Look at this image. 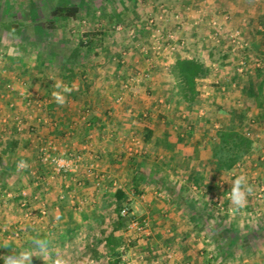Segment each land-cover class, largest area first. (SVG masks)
Returning <instances> with one entry per match:
<instances>
[{"label": "rangeland", "instance_id": "374dc122", "mask_svg": "<svg viewBox=\"0 0 264 264\" xmlns=\"http://www.w3.org/2000/svg\"><path fill=\"white\" fill-rule=\"evenodd\" d=\"M209 1L211 0H135L137 4V14L141 17L136 19L132 10L130 11L131 13L127 11L117 12L120 7V0H0V52L2 53L0 57V103H3V106H5L4 109L8 112V110L14 109L15 99H18L27 109L29 108L28 112L31 116L34 114L33 119H36V117L42 118L40 116L41 114L48 115L46 105L52 99L51 90L53 89V81L50 79L51 77L60 79L69 86L84 82L82 86L86 88L85 93H79L74 90L68 96V102L66 103L68 108L67 114L73 115L75 113L73 122L69 121V124L66 126V133H69L68 135L72 134L71 132L75 127L83 125L89 114H95L99 111L102 112V105H106L110 107L111 114H118L126 119L129 117L133 118V120L137 119L138 121L134 123L136 124L135 126L138 127L137 130L140 131V137H142L144 125H149L151 123L155 126L157 131L167 128V131L170 133L169 135L172 134L180 138L190 139L193 137L194 133L203 134L204 143L201 144L199 149L202 151L203 157H205L207 156V151H211L210 139L214 130L220 126V123H224L221 121L223 118L222 114L229 113L227 112L229 108L224 106L227 105V103L225 104L222 102V97H224V95L227 96V92L232 93L233 96L235 90L232 88L233 85H230L231 88H227L225 84H221L220 82L215 84L217 85L216 88H214V83H210L211 89L205 90L207 85L206 81L200 79L198 81V89L200 91L199 102L188 111L179 100L178 96L174 94L173 78L169 72L172 63L182 51L188 54L189 51L194 50L199 52L197 54L200 55L204 48L207 50L206 53L209 51L212 53L213 61L218 63L221 58L220 52H223L228 55L227 58H235L233 60L237 64L238 61L242 59L245 61L244 70L241 73L237 72V64L236 66L233 64L232 69L230 68L232 63L228 64L227 68H225L227 71L231 72L230 75H233V70H235V73L239 75V79H247L250 71L253 69V65L261 63L259 60H256L258 59L256 55L249 62L244 59L245 54H249V52L247 53L249 46H247L246 52L233 53L227 51L225 47L226 42H223L222 45H218L208 38V35L216 30L212 28L210 24L211 19L216 20L222 27V30L218 32L219 35L226 34V30L231 28L242 31L238 25L231 24L227 26L228 23L224 17L228 16L230 20L232 18L231 13L220 10L219 14L216 8H210ZM61 3L80 6V13L75 21L57 23L55 29H51L45 25V21L49 19L50 10L53 6ZM197 3L202 4L198 5ZM162 8H166L165 12L162 11ZM211 9L216 11L212 12L210 11ZM16 22L23 25L19 32L14 28L10 29L5 27ZM138 25L147 29L146 31H148L149 34L142 36L137 28ZM117 26L119 28H117ZM120 26H122V28ZM92 29L104 31V50H101L98 56L92 57L90 60L89 58L87 59L88 54L83 53V60L73 67L70 66L71 69H68V66L65 64V58L75 45L73 35ZM137 33L141 37L140 41L139 39L136 40L137 36H133V34L138 35ZM169 35H172V38ZM204 37H206V41L203 40ZM243 38L245 39L244 36ZM179 39L184 42L182 48L179 46ZM171 45L176 49L174 52L168 49ZM145 47L147 53L142 50ZM8 48L16 49L17 53L21 55V58L18 61L12 60V62H9V58H6ZM118 63L119 68L122 66L119 71L117 69ZM216 65L213 64L210 67L214 69ZM70 71L73 72V77L68 80L65 75ZM82 71L85 74V81L79 82V73ZM214 71L215 70H213V73H215ZM7 74H9V78L6 77L8 76ZM2 75L5 76L2 77ZM131 76L136 78L134 81L130 82L125 89L124 83H128L127 81ZM233 81H236V79ZM235 83L232 82V84ZM6 84H11L14 87L13 91H8L9 88H6ZM37 85H39V88L36 87ZM223 86L226 88L225 91L222 89ZM48 88L51 90L48 91ZM15 94L16 98H12ZM237 94L236 97H239L240 93ZM74 95L77 97L75 98ZM83 99H86L87 102L83 103ZM7 101L9 102L7 103ZM39 104H41V106H39ZM229 105H232V103ZM7 112L6 114H8ZM13 113L14 112L10 110L9 115L12 116ZM246 114L247 113H245V115ZM251 118V115L246 117V120L249 121V127H256L255 123H251ZM3 119H6L3 121H7L6 117ZM18 119L23 125L22 132H24L25 129L27 133L32 132L30 130L31 125L28 124L29 121L27 122L26 119L20 118L17 114L14 117V124H16ZM205 121L208 122V125ZM53 126H55L54 123ZM59 126L60 124H56V127ZM5 131L6 129L3 128L2 132L4 133ZM136 136L133 135L134 138L129 141L130 144L126 145V150L132 156L143 157L147 155V153L143 152L146 149L141 148L140 144L136 143ZM49 140H52L56 146L57 150L55 153L58 152L57 154L61 155L58 151L59 146L57 143L52 137L47 139V141ZM86 141L87 140L83 139L81 144L86 143ZM38 142L40 143H38L36 147L35 155L38 156V158H36L40 163L39 148L46 142H44L41 137ZM89 145L91 144L89 143ZM130 154L128 155L129 157L131 156ZM65 155L67 154L65 153ZM97 155L92 156L96 159ZM209 159H211V157L206 160L204 165L203 163L199 164V168H204L205 170L203 171L205 175L201 177L203 181L200 186V191L195 193V191L191 190L193 182H189V173L186 172L189 163L184 159L181 164L185 165L184 167H186V169H184V173L180 175V180L184 183H182L181 186H185L178 190L175 189V194L171 192L172 196H169V188L167 189V187H160V189L155 188L157 194L153 193V196L156 195L155 197H157L160 202H167L169 207L171 206V210L166 206L168 210L164 212L169 213L171 211L173 214L170 212V215H178L180 221L183 222L185 226L191 227L189 224L191 221V214L188 213V204L192 203L191 205H195L194 208L201 211L208 208L210 213L215 215L217 220H219V227H226V229L230 230H232L231 228L239 230H244L246 228L253 229L256 235L253 244L256 246V249L259 247V250L257 252H252V250L250 251V248H248L251 253L250 259H258V261L264 259L262 258L264 257V195H262L260 199H255L254 194L249 195L246 206L239 210L233 209L228 196L224 197L223 200H219L221 205H216L212 200L216 196L219 197L222 193H228L232 180L241 173L247 176L248 183L253 187L254 192H256L259 184H264V154H261L258 150L252 149L251 153L239 163V166H236L232 171L224 174V176L214 172V168ZM45 165L46 164L43 162L40 164V166L43 167ZM46 167L49 166L46 165ZM16 170L17 169H15V171ZM83 170L78 172V174L68 172L66 174L55 175L51 173V170L47 172L48 174H41L39 165L36 164V167H33L32 170L34 173L30 171L29 174V171L25 170H21V172H24L22 174L23 177H26L27 174L32 176L31 180H29L30 182L33 181L34 184L37 183L40 185L43 183V191H46V187H49L48 182L50 181L48 178L54 181L52 185H56V187L62 183L63 177H67L71 180L75 179L73 182L82 187V189L87 186L89 188L91 187V179L95 181L106 180L104 181L106 182V186L109 185V183L112 184L113 187L120 184L118 182L120 179L114 177L109 178L105 173L96 170V174H98L97 177L87 176L86 171ZM15 171H12V174L17 175V173H14ZM219 181H223L224 184H220ZM167 182L170 183V179H168ZM0 190L3 189L0 188ZM5 190L6 192H13L19 189L11 185L9 189L6 188ZM102 190L103 188L99 190V193L94 192L92 195L85 194L90 197L88 201L82 200V203L80 199L72 198L73 202L70 203V205H75L76 209H74V211L76 212V219L82 221V228L77 235H75V238L66 242L61 251L57 250L56 255L60 254L71 258L73 264H76L77 261L84 257L89 258L90 264H108L105 257L95 260L91 256L89 246L87 245L88 238L84 235L86 221L81 219V215H83L85 210L89 207L96 208V204H102L105 197V200L111 199L114 189L112 188L104 196ZM165 190H167V193H165ZM39 192L40 191L34 193L33 191L34 194L32 198L36 203L40 201ZM96 196L97 198L95 199ZM172 200L177 201L178 204L173 206ZM1 203H3V206L6 203L9 205L10 198H7L6 195L0 197V231L2 230L0 238L5 234L4 239L13 240L16 243H20L22 240H28L31 236V232L37 233L41 228L44 229L47 223L53 225L59 220V217L55 215L57 209L49 208L41 203L38 207L45 210L44 215H41L40 209L38 210L30 206L29 203L28 206L31 207L30 211L32 215H25L26 209L25 207H21L19 202L16 207L13 205L10 210L9 208L5 209V207L2 209ZM134 205L135 204L132 206L134 207ZM133 207L132 211L137 218L142 219L144 215H153L143 213V211H146L143 204H137L136 207ZM111 209L113 208L110 207V210L106 211L105 215L107 217V222L103 227H108L109 225V220L112 215ZM146 219L148 221V234H139L132 231L128 233L126 231L125 235L127 242L124 245L126 248L125 255L128 257L131 264H150L154 258L151 252L152 250L150 249L151 247H153L154 250L159 249V255H163L162 250L163 248L166 249L167 246H171L172 249H174L173 247H177V240L173 239V235L169 234L165 236L164 234L158 238L156 233L150 234V229L154 227L153 224L155 221H153L151 217ZM171 220L172 219H170L168 223L171 222ZM176 221L180 222L179 220ZM27 223L29 225V231H24ZM168 223L167 221H163L160 227L165 228L166 225H168L170 229V227L175 225V222L171 225ZM13 225L17 228L12 229L11 226ZM155 226L157 225L155 224ZM259 227L260 229L258 230ZM19 229L23 233L22 240L19 239V232L18 237L15 238V236H13V231H19ZM226 229L224 232H226ZM221 230L223 231L222 228ZM172 232L173 228L169 233ZM196 233L194 236L196 240L200 238L203 241L208 238L210 243L216 246L217 243H215L213 237L204 235L203 239L200 234ZM203 233H205V230ZM94 236L97 237L98 233ZM147 239L149 240L147 241ZM155 240L159 242L150 244ZM131 242H135V245L130 244ZM203 242L204 244H210L206 241ZM191 243H193L195 247L199 241L192 240ZM181 248L182 246L177 247L178 250H181ZM98 251L102 254L104 253L102 245L99 246ZM175 253L179 254L176 250ZM208 253H213L216 255V258H223L224 256L216 247L212 248V250H207V254ZM244 253L241 254L244 255ZM162 258L163 256L160 257V262ZM224 258L227 259L225 256ZM41 260L37 264H43V260Z\"/></svg>", "mask_w": 264, "mask_h": 264}, {"label": "crops", "instance_id": "0c3cea01", "mask_svg": "<svg viewBox=\"0 0 264 264\" xmlns=\"http://www.w3.org/2000/svg\"><path fill=\"white\" fill-rule=\"evenodd\" d=\"M135 0H120V7L117 10V12L121 11H127L130 12L132 10V3H134ZM210 8H216V10L224 11L231 13L232 18L228 21V25L234 24L240 26L242 29L243 36L247 40L248 51L249 54V61L252 60L255 55L261 63L257 66L264 65V30H262V26H264V0H211L209 1ZM198 4V3H197ZM202 3H199L198 5H201ZM216 10H210V11H216ZM131 13V12H130ZM232 20V21H231ZM224 21V20H223ZM225 23V22H224ZM226 24V23H225ZM16 30V28H15ZM204 36V35H203ZM206 37L203 38L204 41ZM195 40V39H194ZM11 48L7 49V57L9 58V62H12V60L18 61L21 58L20 54H9V50ZM192 50V49H191ZM206 49H203L202 54H197L199 52L197 51H189L188 54L191 56H197L201 60H203L206 64V66L209 69V75L205 78H202L206 81V87L205 90L211 89L210 83H221L225 84L227 88H231L230 85H233L234 94L232 96V93L227 92V96L224 95L222 97V102L227 103V105H224L226 108L234 109L238 112H242L246 110L245 113H247L244 116V122L249 123V121L246 120L247 116H252L251 123H255L256 127H253L254 133V144L253 149L258 150V152H261V154H264V117L261 116L262 113H264V110H260L261 106H256L254 98H253V90H252V83L255 82L257 78L253 76V70L250 71L249 76L246 78H240L237 73H235V70H233V75H230L231 72L227 71L225 68H227L228 64L232 63L231 69L233 67V64L236 66V62H234L233 59L227 58V54H224L223 52H220L221 58L219 59V62L216 63L213 61L212 53L209 51L206 53ZM251 52V53H250ZM185 53V51H184ZM206 53V55H205ZM187 54V55H188ZM208 54V55H207ZM202 55V56H201ZM246 55V54H245ZM203 57V59H202ZM248 61V62H249ZM216 65V69H212L211 65ZM8 65V64H7ZM10 65V63H9ZM213 70H215L213 73ZM9 73V72H8ZM7 78H9V74H7ZM5 75H2L4 77ZM218 79H217V78ZM99 78V77H98ZM232 78V79H231ZM236 79V81H233ZM215 80V82H214ZM219 80V81H218ZM226 81V82H224ZM231 84H230V83ZM235 83V84H232ZM213 86V84H212ZM217 85L214 86L216 88ZM49 89V88H48ZM226 89V88H225ZM225 89H223L225 91ZM49 89L48 91H50ZM222 90V89H221ZM47 91V90H46ZM53 91V89L51 90ZM240 93L239 97H236ZM16 94L12 98L15 97ZM221 96V94H220ZM11 98V99H12ZM15 107L14 109H10L13 111V117L9 115L10 110H5L3 106V103H0V169L2 168L6 172V177L4 182L0 184V188L3 189L2 191H6L5 189H9V186H16L18 191H13L14 196L19 195L22 190H25L27 193L28 203L30 206H33L34 208L40 209L38 205L41 203L44 206H48L49 208L57 209V212L55 215L60 217V215H69V208H65L63 211L60 210V205L63 203V200L65 198H68V202L72 203V198L80 199V202L82 200L88 201L90 196H86L87 194H94V192L99 193V190L103 188L102 194L103 196L107 194L112 188L114 191L117 188H122L130 201L131 206L133 204L134 207L137 206V204H143L146 208V211H143V213L153 214V215H142L143 218H150L155 221L154 227L150 229V234L156 233V234H162L165 236H168L169 234H178L181 232L188 231L191 227L185 226L183 222L180 221V217L178 215H170L169 213H166L164 211H167L168 209L171 210V206L167 204V202H160L157 197L153 196L154 194H157V189H160V187L169 188V196L171 195V192L175 194V189H181V184L183 183L182 180H180V175L184 173V167L185 165H182L181 162L188 161L189 163L188 169H186V172L189 174H195L198 177H202L205 174L203 173L204 168H199V164L203 163L205 164L206 160L211 157V151H207V156L203 157L202 151H200V146L203 141V134L201 133H194L193 137L190 139L188 138H180L176 137L175 135H169L170 133L167 131V128L165 130H159L157 131L155 126L153 124H149L150 128L153 129L152 138L149 142H144L142 140V137H140V131L137 130L138 127H136L135 123L138 121L137 119H134L129 117L128 119L121 117L120 115L111 114L110 107L106 105L103 106L102 112L99 111L98 113H95L98 118L100 119V123L91 130L87 136L84 138H80L76 135L78 126L75 127V129L71 132V135H68L69 133H66V126L70 122H73L75 119L74 114H67V106L64 105L63 107L58 106L53 99L49 101L46 105V111L47 114H41L40 116L42 118L36 117V119H33V116L29 114L27 107L21 103L18 99H15ZM84 100V99H83ZM88 100V99H87ZM1 101V98H0ZM9 101H7L8 103ZM84 102H87L86 99ZM93 102V101H92ZM234 102V103H233ZM232 105H229L231 104ZM51 104H54L56 106L55 110H49V106ZM248 106V107H247ZM61 108L66 109L65 113L66 115H63ZM31 111V110H30ZM6 112L8 114H6ZM18 115L20 118L26 119L28 124L31 125L30 130L32 132L27 133V130L25 129L24 132H17L14 128V117L15 115ZM77 115V113H76ZM4 117L7 118L6 124L3 120ZM223 117V118H222ZM221 121L224 123H220L219 127L223 126L224 124H228L232 120V115L230 113H223L222 114ZM18 118V117H17ZM226 118V119H225ZM13 119V121H12ZM133 120V122H132ZM208 125V122L205 121ZM4 123V124H2ZM53 123L55 126H53ZM63 125V132L55 134L54 130L56 127V124ZM3 128L6 129V131L3 133ZM68 129V128H67ZM133 135L136 136V143L140 144V147L144 150L143 152L147 153V155L140 157V156H132L130 153L126 150V145L130 144L129 141L132 140ZM38 136V137H37ZM43 138V141L46 142L47 139L53 138V140L57 143L58 151L62 155L66 153L67 155L72 154V152H75V150H80L82 144V140L85 139L87 142H89L91 145L85 149L84 152L81 151L84 159V166L87 167H93L95 171L105 173L109 176V178H118L120 179L118 182L120 183L118 186L113 187L112 184L109 183V185H105L106 180L102 181H95L93 179L90 180L91 187L89 188L82 187L76 185L73 180L68 179L67 177H63L62 183L56 187V185H52L54 181H51L49 178L48 180L49 187H46V191H43V183L40 184H34L31 180L32 176L29 175L30 171L33 170V167H36V164L40 166L41 162L38 161V156L35 155L36 147L38 146L39 139ZM89 139V140H88ZM16 141V142H15ZM16 143V147L11 150L12 144ZM140 142V143H139ZM40 145V144H39ZM76 150V151H77ZM137 151V149H136ZM206 152V151H205ZM58 153V152H57ZM98 154V155H97ZM131 155L130 157L128 155ZM66 155V156H67ZM97 155V158L95 159L94 156ZM128 156V157H127ZM37 157V158H36ZM20 160H25L30 167L25 170L29 171V174H27V178L23 177L24 172L15 171L17 162ZM210 160V159H209ZM134 164L132 167L131 164ZM46 167V165H45ZM183 167V168H182ZM182 168V169H181ZM49 169V168H48ZM50 170V169H49ZM83 170V169H82ZM12 171H15L14 173H17V175L12 174ZM85 171V170H83ZM137 172L142 175V179L138 180V192L135 191L133 186V177L137 176ZM34 173V171H32ZM48 174V173H47ZM48 176V175H47ZM107 179V177H106ZM168 179H170V183H168ZM172 180V181H171ZM18 181V182H17ZM29 181V182H28ZM168 183V184H167ZM108 184V183H107ZM184 184V183H183ZM193 185V184H192ZM206 187V186H205ZM87 188V189H86ZM201 187L199 186V189ZM95 190V191H94ZM33 191L34 193L40 191L39 200L37 203L32 198L33 197ZM113 191V193H114ZM167 193V190H165ZM200 191V190H199ZM58 196H57V195ZM86 194V195H85ZM85 195V196H83ZM97 195V194H96ZM172 196V195H171ZM10 198V204L7 203L3 206V203H1V207H5V209L9 208L12 209V206H17V203L19 201H15L13 197H7ZM97 196L95 197V199ZM142 198V199H141ZM171 198V197H170ZM70 199V200H69ZM94 199V198H93ZM106 197L104 198V200ZM103 200V202H104ZM111 199L105 200V202H109ZM169 201V199H168ZM82 203V202H81ZM97 203V202H96ZM101 203H97V205H100ZM167 204V205H165ZM59 205V207H58ZM168 207V209L166 208ZM133 207V206H132ZM133 207V208H134ZM90 208V207H89ZM166 208V209H165ZM205 210L209 211L208 208H205ZM201 211V210H200ZM204 211V210H202ZM201 211V212H202ZM141 213V214H143ZM172 213V212H171ZM173 214V213H172ZM192 217V216H191ZM213 217L217 220V217L213 215ZM168 223V221H170ZM179 220L180 222L176 221ZM163 221H167L168 224H172L175 222V225L168 228V225L166 227L162 228L160 227L163 223ZM219 222V220H217ZM211 223H215V220H211ZM155 224L157 226H155ZM217 226L213 232H209L206 228L200 227L197 231H194L190 236L185 238L184 241L177 242V247H181V250L177 249V247H173L178 253H179V259L181 264H205L209 261L207 250H212V248L216 247V249L220 250L222 252V255L225 254V251H229L226 237L231 233L230 229H226V227H219ZM234 227V226H233ZM247 227V226H246ZM173 228V232L169 233L170 230ZM204 228V229H203ZM223 229V231L221 230ZM219 229V230H218ZM226 229V232L224 230ZM234 231H237L239 229L231 228ZM248 229V228H246ZM244 229V230H246ZM202 230V231H201ZM205 230V233L203 231ZM243 230V229H242ZM228 231L230 233L228 234ZM233 231V232H234ZM197 232V233H196ZM232 232V233H233ZM196 234H200L202 238L204 235H208L213 237L215 239V245H212L210 241H208L210 244H204L203 240L200 238L195 239ZM207 233V234H206ZM250 236H252L250 234ZM219 237L220 241H218L216 238ZM223 238V239H222ZM204 239V238H203ZM192 240L199 241L193 246ZM255 241V238L252 240H249L247 244L241 245L237 247L235 253H232L230 255H227L224 258H216L215 255V264H264V259L258 261L257 260H251L250 259V251H258L259 247L256 249L253 244ZM158 243V240L153 241L155 244ZM203 242V243H202ZM218 246V247H217ZM220 246V247H219ZM171 248V246H167ZM162 248V247H161ZM250 248V251L248 250ZM153 253L154 258L152 259L150 264H160L165 260V249L163 248V255H159L158 250H154L153 247L150 248ZM226 249V250H225ZM225 250V251H224ZM246 254H245V253ZM241 253H244L241 254ZM158 257H157V256ZM162 260L160 262V257H162ZM245 256V258H244ZM264 258V257H262Z\"/></svg>", "mask_w": 264, "mask_h": 264}, {"label": "trees", "instance_id": "16d2710c", "mask_svg": "<svg viewBox=\"0 0 264 264\" xmlns=\"http://www.w3.org/2000/svg\"><path fill=\"white\" fill-rule=\"evenodd\" d=\"M132 5V12L134 13L136 19L141 18L140 15L137 14V4L134 2ZM79 13L80 6L78 5H69L64 3L57 4L50 10L49 19L45 21V25L51 29H55L57 23L75 21L78 18ZM5 27L10 29L16 28V30L19 32L21 31V27H23V25L19 22H16ZM137 28L142 36L149 34L148 31H146L147 29L143 28L142 26L138 25ZM73 36L75 45L70 50L69 55L65 58V64L68 66V69H71L70 66L73 67L75 64H78L83 60V53H87V59L89 58L90 60L92 57L98 56L100 51L104 50L105 48L104 31L92 29L83 31L82 33H77ZM135 37L136 40L139 39L140 41L141 37L139 34L135 35ZM244 59L249 61V56L246 54ZM117 65V69L119 71L122 66L119 68V63ZM252 70L253 76L257 78L255 82L252 83L253 98L256 106L260 105V110H264V65L261 67L253 65ZM71 71L65 75L68 80L73 77V72ZM169 72L173 78L174 94L178 96L179 100L184 104L186 110L190 111L192 107H194L199 102L200 91L198 89V81L209 75L210 71L208 67L199 57L191 56L189 54L187 55L184 53V51H182V53L178 55L172 63ZM84 75L85 74L83 71L79 73V82L84 80ZM83 83L80 82L76 84L78 89L76 90L77 92H86V88H83L82 86ZM74 97L76 98L77 96L74 95ZM55 109L56 106L54 104L49 106V110L53 111ZM61 111L63 115H66V109L61 108ZM227 112L232 115V120L228 124H224L223 126L215 129L210 139V163L214 168V172L218 175L220 174L221 176H224V174L227 172L232 171L238 163L242 162L245 157L251 153L254 144V129L250 128L249 125L244 122V114L246 110L238 112L236 109H228ZM261 116L264 117V113H262ZM100 122L101 121L96 114H89L83 125L78 126L76 135L81 139L84 138ZM62 132L63 125L61 123L59 127L55 128L54 133L58 134ZM152 134L153 129L147 125H144L142 140L144 142H149L152 138ZM15 142L12 144L11 150L16 147ZM131 166L133 167L134 164L132 163ZM48 168L50 169V167L39 166V171L41 174H47L49 171ZM137 174V176L133 177V186L136 192H138V180L142 179V175L138 172ZM5 177L6 172L1 168L0 184L4 182ZM188 178L189 182H193V185H197L198 187L202 185L203 180L201 177H198L192 173L189 174ZM224 197L225 193L220 194L219 200H223ZM13 198L15 201H19L21 195H15ZM172 203L173 206L178 204L177 201L173 200ZM191 204L192 203L188 204V209L190 211H188V213L191 214V221L189 224L192 227L184 233L181 232L178 234H172L174 236V238H172L176 239L177 242L184 241L185 238L190 236L194 231H197L201 226L206 228L209 232H213L215 228L219 226V222L213 217L212 213H209L207 210L201 212L199 209L194 208L195 205ZM123 206H127L129 210H132L126 192L122 188H117L108 203L104 200V202L100 205H97L96 208H88L84 212L85 215H81V219L86 221L84 235H86L88 238L87 245L89 246V251L93 259L98 260L101 257H105L108 264H126L122 260V255L126 254V248L122 249V247L127 242L125 234L127 231L129 218L120 214V210ZM110 207L113 209H111L112 215L110 217L111 219L109 220V225L108 227H103L107 222V217L105 215L106 211L110 210ZM65 208L70 209L69 215H60L57 223L53 225L47 223L44 229L41 228L39 231H37V233L31 232L32 237L30 236L28 240L23 241L21 239L23 233L20 229L18 231L20 233L19 239L22 240L20 243H16L9 239H4V234L3 237L0 238V257L12 255L14 254L13 252L19 254L21 251L26 249L38 252V249H36L32 243V239L37 236L41 239H50V251H52L53 256H55L57 250L61 251L64 248L66 242L75 238V235H77V233L82 228V221H78L76 219V212L74 211V209H76L75 205H70L68 198H65L63 203L60 205L61 211H63ZM212 219L215 220V223H211ZM11 228L16 229L17 227L13 225ZM25 228L26 229L24 231H29L28 223ZM259 229L260 227L258 230ZM233 231L234 230H231V233L229 231L228 234H230L226 237L227 243L229 244V251H225V249L224 256L235 253L237 247H239L240 244H247L249 240H252L256 237L253 229H240L234 232ZM1 232L2 230L0 233ZM96 233H98L97 237L94 236ZM250 234L252 236H250ZM156 236L159 238L162 236V234L158 233ZM216 239L220 241L219 237ZM148 240L149 239H147V241ZM130 244L135 245V242H131ZM101 245L104 249V255L98 251V248ZM40 260L41 258L39 257H32L33 264H37ZM42 263L44 264V261H42ZM0 264H4L3 259H0Z\"/></svg>", "mask_w": 264, "mask_h": 264}, {"label": "built area", "instance_id": "2783aa9c", "mask_svg": "<svg viewBox=\"0 0 264 264\" xmlns=\"http://www.w3.org/2000/svg\"><path fill=\"white\" fill-rule=\"evenodd\" d=\"M166 8H162V11L165 12ZM225 20H228V16L224 17ZM210 24L212 26V28L216 29L213 33L211 32L208 36L209 39L212 40L213 43L218 44V45H222L223 42H226V49L227 51L233 52V53H237V52H246L247 50V46L248 43L247 41L243 38V33L242 31H240L239 29H229L226 30V34L223 35H219L218 32H220L222 30V27L218 24V22L214 19H211ZM122 28V26H120ZM117 28H119L117 26ZM262 30H264V27H262ZM133 36H135L133 34ZM172 38V35H169ZM180 40V39H179ZM183 40L179 41V46L180 48L183 47ZM170 51L174 52L175 47L174 46H170L168 48ZM143 52L147 53V49L146 47L144 49H142ZM2 56V53L0 52V57ZM244 65H245V61L242 59L240 61H238L237 64V72L241 73L244 70ZM257 65H259V63H257ZM136 77L131 76L130 79L127 81L128 83H124V88L126 89L128 87V84L132 81L135 80ZM6 88L9 90L8 91H13L14 87L11 84H6ZM222 89H225V87L223 86ZM39 106H41V104H39ZM147 116V115H145ZM6 122V121H4ZM15 129L17 132H22L23 131V125L21 124V121L16 122L15 124ZM89 143H84L82 144L80 150L75 151L72 154L69 155H65V153L62 155H59L56 152V146L53 143L52 140L46 141L45 144L41 145V147L39 148L40 150V160L41 162L45 163L46 165H48L50 167L51 173L55 174V175H61V174H66V173H70V172H74L77 173L80 172L82 169H84L87 173V176H98V174H96L95 169H93V167H86L84 166V159H83V155L81 153V151H85V149H87L89 147ZM239 166V163L236 165ZM235 166V167H236ZM220 184H224L223 181H219ZM37 184V183H36ZM191 190L198 192L200 189L197 185H192L191 186ZM254 194V198L255 199H260L262 197V195H264V184H259L258 189L256 192L253 193ZM7 196V197H13L14 193L13 192H6V191H2L0 190V197L3 196ZM21 198L19 200V205L21 207H25L26 212L25 215H32L31 207L28 206V198H27V193L25 190H22L20 192ZM228 196V193H225V197ZM36 198V197H35ZM216 205H221L220 201H219V197H215L212 199ZM126 209V212L122 215L124 217H128L129 218V223L127 226V232H134V233H139V234H148V221L146 218H137V216L134 214V212L132 210H129V208L127 206H123L120 210V214L122 213V211H124ZM40 212L41 215L45 214V210L40 208ZM19 233L17 230L13 231V236L18 237ZM206 242L209 241L208 238L205 239ZM125 247L123 246L122 249H124ZM126 250V249H125ZM208 258L209 261L206 262L205 264H215V255L213 253H209L208 254ZM122 260L126 263V264H131L128 257H126L125 254L122 255ZM160 264H181L180 259H179V254L175 253V250L172 248L167 247L165 249V260L163 262H161Z\"/></svg>", "mask_w": 264, "mask_h": 264}, {"label": "clouds", "instance_id": "9594fccd", "mask_svg": "<svg viewBox=\"0 0 264 264\" xmlns=\"http://www.w3.org/2000/svg\"><path fill=\"white\" fill-rule=\"evenodd\" d=\"M9 54H17L16 49H10ZM53 81V91L51 93L52 99L55 103L63 107L68 102V96L74 91L78 90L76 85L69 86L64 81L51 77ZM39 88V85L36 86ZM30 165L25 160H20L17 162L16 168L17 171L27 170ZM254 193L253 187L248 183V178L245 174L241 173L236 176L231 182L230 191L228 192V199L231 202L234 210L242 209L247 204V198L249 195ZM126 212V209L122 211L121 215ZM32 243L38 252L31 250H23L19 254L7 255L0 257L3 259L4 264H32V257L36 256L41 258L44 261V264H73V261L69 257L57 254L53 256L52 251H50L51 241L48 238H39L34 237ZM76 264H90L89 258L84 257L83 259L76 262Z\"/></svg>", "mask_w": 264, "mask_h": 264}]
</instances>
